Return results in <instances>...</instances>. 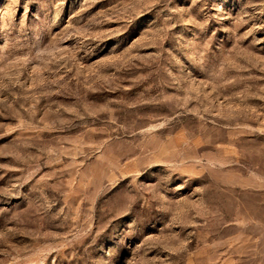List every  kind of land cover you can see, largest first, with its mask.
Masks as SVG:
<instances>
[{"label": "rangeland", "instance_id": "374dc122", "mask_svg": "<svg viewBox=\"0 0 264 264\" xmlns=\"http://www.w3.org/2000/svg\"><path fill=\"white\" fill-rule=\"evenodd\" d=\"M0 264H264V0H0Z\"/></svg>", "mask_w": 264, "mask_h": 264}]
</instances>
